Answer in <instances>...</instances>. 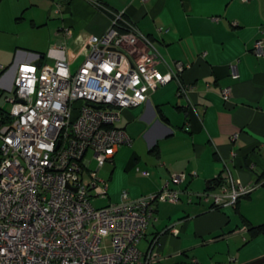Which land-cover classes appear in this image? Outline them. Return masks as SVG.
I'll return each mask as SVG.
<instances>
[{"label":"crops","instance_id":"0c3cea01","mask_svg":"<svg viewBox=\"0 0 264 264\" xmlns=\"http://www.w3.org/2000/svg\"><path fill=\"white\" fill-rule=\"evenodd\" d=\"M97 1L124 11L169 63H188L182 81L195 89L190 95L193 107L177 95V83L170 81L150 93L144 104L122 111L118 126L131 142L114 153L111 164L117 165L109 169L108 181L122 179L119 187L137 199L158 191L172 173L186 174L182 182L170 185L180 191L179 201L156 205L140 242L146 240L147 249L159 238L161 258L156 264H192L193 259L204 264L199 251L204 247L209 248H204L210 258L206 264H246L264 257V246L245 250L263 236L250 238V225L264 222L253 224L239 211L241 199L264 191V55L253 52L259 39L264 51V0ZM108 26L109 15L87 0H0V33L13 40L8 68L0 74V96L11 88L20 63H39L43 55L46 63L69 58L88 36H100ZM81 59L78 56L75 63ZM232 70L237 77H232ZM228 86L232 95L224 102L220 91ZM234 134L237 138L232 140ZM225 166L234 179L254 186L234 206L242 227L237 221L235 227L230 224V206L210 209L195 196L215 188L207 187ZM117 167L122 177L118 178ZM240 235L242 243L249 244L235 249ZM221 245L236 255L234 259L214 261Z\"/></svg>","mask_w":264,"mask_h":264},{"label":"built area","instance_id":"2783aa9c","mask_svg":"<svg viewBox=\"0 0 264 264\" xmlns=\"http://www.w3.org/2000/svg\"><path fill=\"white\" fill-rule=\"evenodd\" d=\"M87 1L109 15L106 31L88 36L69 58L20 63L4 99L9 108H0V264H156L161 258L159 238L145 250L138 243L156 205L179 201L180 191L170 185L185 173H172L158 191L137 199L122 191L118 202H92L108 197L98 171L131 142L118 126L122 111L144 104L170 81L193 107L194 86L181 77L190 65L169 63L124 11ZM262 48L263 41H255L256 55H264ZM7 68L0 64V74ZM231 75L237 77L234 70ZM220 94L229 102L231 87ZM219 175L217 187L195 193L210 209L234 207L254 188L234 179L227 166Z\"/></svg>","mask_w":264,"mask_h":264},{"label":"rangeland","instance_id":"374dc122","mask_svg":"<svg viewBox=\"0 0 264 264\" xmlns=\"http://www.w3.org/2000/svg\"><path fill=\"white\" fill-rule=\"evenodd\" d=\"M12 41L11 38L6 34V33H0V64L3 65L4 67H7L10 60L7 62L6 60L11 58L10 53L12 52ZM77 65V62L72 65V69H74V66ZM5 96H9V91H2V94L0 96V108H4V109H8L9 106L8 104H6L4 102ZM131 146V145H130ZM123 149L127 148V146H123ZM122 149V150H123ZM117 162L115 163V165L111 164V163H106L105 165H103L100 169V171L98 172V176L102 179H104L105 181H107L108 183V197L106 198H98L96 200H94L92 203L95 207H102V206H106L109 203H114L119 201L120 199V194L122 193V191H126L127 189L124 187H119V184L124 182L122 179H115L114 177H112L111 180L108 181V173H109V169L112 166H116ZM96 165L92 162L91 163V167H95ZM121 170H118V167L116 168V174L119 177H122L121 175ZM114 182V183H113ZM263 188V187H260ZM259 189V188H258ZM256 192V191H255ZM254 192V193H255ZM253 193V194H254ZM252 194V195H253ZM228 211L230 212V214H232L231 216H233V218L231 219V225L235 227V222H239L240 226L242 227L243 221L241 220L239 214L234 212V207L230 206L228 208ZM239 211L241 212V214L243 216H245L250 222H252L253 224H258L261 222H264V191L256 197H252V199H241V205L239 208ZM245 238L248 236L246 233L243 235ZM224 241V240H223ZM243 239L241 237V235L238 237L237 241L235 242L236 248L235 249H242L244 246L249 245L245 248V250L248 249V247H252L251 249L253 250L255 247H263L264 246V235L261 236L260 238H258L257 240H253L247 244H243L242 243ZM232 243V241H231ZM234 245V243H232ZM146 240H143L142 242L139 243L138 248L140 250H144L146 247ZM222 248L218 249L217 254L213 257L214 261L221 259H230L233 258L236 255H233V253H227L224 249V245H221ZM224 247V249H223ZM204 248H208V247H204ZM202 248L200 249V255L202 257H204L206 259V261L209 263L210 262V258H209V253H207V251ZM209 249V248H208ZM224 252H222V250ZM210 252L211 249H210ZM230 254V255H229ZM243 254L245 255V251H243ZM185 258V257H183ZM202 263L206 264V261H204L203 259ZM232 263V262H230Z\"/></svg>","mask_w":264,"mask_h":264},{"label":"trees","instance_id":"16d2710c","mask_svg":"<svg viewBox=\"0 0 264 264\" xmlns=\"http://www.w3.org/2000/svg\"><path fill=\"white\" fill-rule=\"evenodd\" d=\"M44 55L41 57V60L39 61V64L43 63ZM261 176L264 177V171L261 173ZM221 182L220 175H218L213 181H211L208 185L207 188H213L217 187V185ZM248 195V194H247ZM246 195V196H247ZM239 200L237 201L235 207H237ZM210 207V206H209ZM221 207H216L214 209H220ZM249 236L250 238L257 237L259 235H264V223L259 224V225H250L249 227Z\"/></svg>","mask_w":264,"mask_h":264},{"label":"water","instance_id":"95a60500","mask_svg":"<svg viewBox=\"0 0 264 264\" xmlns=\"http://www.w3.org/2000/svg\"><path fill=\"white\" fill-rule=\"evenodd\" d=\"M9 89H7L6 91H8ZM246 264H264V257H261L260 259H257L255 261H251L249 263Z\"/></svg>","mask_w":264,"mask_h":264}]
</instances>
